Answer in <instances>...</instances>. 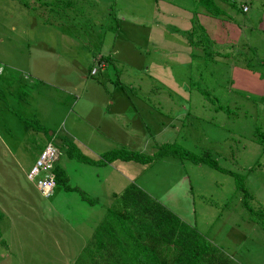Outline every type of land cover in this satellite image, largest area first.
Here are the masks:
<instances>
[{"label":"rangeland","instance_id":"obj_1","mask_svg":"<svg viewBox=\"0 0 264 264\" xmlns=\"http://www.w3.org/2000/svg\"><path fill=\"white\" fill-rule=\"evenodd\" d=\"M197 1L109 3V13L121 11L108 17L111 52L118 54L110 71L92 75L95 48L86 36L72 48L59 38L47 41L38 12L27 8L30 0H0V264H106L105 254L87 247L131 184L177 216L188 241L198 233L217 248L213 261L203 264H264V221L247 208L264 212V0H215L223 12L218 16ZM79 11L84 30L96 10ZM231 19L237 30L226 35L218 25L223 29ZM95 57L108 66L107 57ZM97 86L99 99L130 100L118 108L126 107V121L135 122L142 135L136 141L147 134L158 145L209 150L222 167L244 175L246 194L233 176L190 160L134 161L129 171L122 158L103 162L108 152L131 149L93 132H108L96 118L102 106L91 112ZM170 98L175 103L167 113ZM167 122L178 132H161ZM148 137L147 152H137L157 150ZM50 140L63 173L46 198L27 176Z\"/></svg>","mask_w":264,"mask_h":264},{"label":"trees","instance_id":"obj_2","mask_svg":"<svg viewBox=\"0 0 264 264\" xmlns=\"http://www.w3.org/2000/svg\"><path fill=\"white\" fill-rule=\"evenodd\" d=\"M198 5L214 16L223 12L215 0H199ZM262 135L259 139L263 140ZM74 155V154H73ZM171 156L179 160H190L196 164H205L235 178L237 190L246 194L244 175L222 167L211 152L195 153L176 143L158 145L153 154H144L124 148L106 154V160L113 157L132 160L144 165L152 164L164 157ZM84 159V158H82ZM56 180L62 169L55 166ZM247 203V200L245 201ZM254 220L264 221V212L258 213L250 205ZM187 231L181 220L151 198L135 184H131L122 193L120 200L109 208L103 224L96 232L99 244H89L88 252L95 246V254L104 257L106 264H203L212 262L219 251L214 246L201 240L197 233L188 241ZM114 244H100L103 239ZM87 252V253H88ZM81 261V260H80ZM232 264V263H229Z\"/></svg>","mask_w":264,"mask_h":264},{"label":"crops","instance_id":"obj_3","mask_svg":"<svg viewBox=\"0 0 264 264\" xmlns=\"http://www.w3.org/2000/svg\"><path fill=\"white\" fill-rule=\"evenodd\" d=\"M31 1V6L27 7L28 9H33L38 12V17H40V21H42V24L44 27L41 28V33L43 32V36L47 41H50L52 39H57L59 38V41L66 46L67 48H72L73 47V42L74 39H77L79 35H84L86 36L88 43H92L93 47L95 50L93 51L92 57L93 60L96 59L95 55L107 57V60H109L108 66L105 67V73L110 71L112 67V61L114 58H112V54L117 55L118 51L114 50L111 52L112 47L111 46V20L109 21L108 17H114L118 14V12H121L119 8L117 7L116 9V15L115 13H109V3H113L114 0H30ZM198 2V1H197ZM197 4V3H196ZM198 5V4H197ZM248 6V5H247ZM249 7V6H248ZM68 8H71V13L67 11ZM82 9H88V10H96L95 13L92 15V12L89 14V17H91V23L86 22L85 29L82 30L83 28L80 26L78 27L81 22L79 21V10ZM100 9H107L108 11L103 14ZM74 10V11H73ZM243 11V10H242ZM249 11V9H248ZM246 11V12H248ZM245 12V11H243ZM245 12V13H246ZM78 16V20L76 19ZM92 17L97 19L96 21H92ZM104 17V21H98V19ZM233 20L231 19L227 26L222 29V26L224 24H219V28L222 33L228 35L231 34V31L237 30V27L235 23L232 22ZM37 22V21H36ZM227 22V21H226ZM35 22L29 23V26H31ZM221 23V22H220ZM222 25V26H221ZM51 35H54V37H51ZM117 33H115L114 37H117ZM231 39V37H230ZM67 44V45H66ZM95 58V59H94ZM104 58V57H103ZM112 59V61H111ZM95 65V64H94ZM93 66V65H92ZM101 70V71H103ZM99 73V72H98ZM97 73V74H98ZM95 74V75H97ZM93 75V74H92ZM98 90H95L96 93H94V96L92 97V102H91V109H92V115L94 114V109L97 108L98 106H102L96 111V118H99L100 120H104L100 123L102 129L108 130V132L101 133L99 130L93 132H98V135H101L102 138L106 137V139L110 142L109 144L112 146H118L120 147H125L129 149H133L134 151H142L143 149V142L146 136H150L154 140V144H157V141L155 140V137L152 135H147L141 139L142 143H140V139L136 141V138L138 136H142L141 134L138 133V129L136 127V124L132 122L126 121L125 117V111L126 107H121L118 108V106H124L131 104L130 100H127L128 98L125 97L126 100H118L121 97H106L105 99H99V89L100 86H97ZM140 88L139 86L136 85L135 87ZM124 99V98H123ZM171 100H168L170 102L169 104L171 105L170 108L163 109L167 113L172 111V107L174 105V101L172 98ZM159 101L154 99V102L152 103L154 106L158 104ZM168 102H165V104H168ZM172 102V103H171ZM135 104H139V102H134ZM114 105H116V108H112ZM111 108V109H110ZM157 110H159L156 107ZM138 113V109H137ZM188 116H190V112L188 111ZM139 115V114H138ZM87 118V116H85ZM103 125V126H102ZM105 126V127H104ZM145 129H148L147 125H144ZM168 127L170 129H175V132L177 131L178 127L175 126V123L173 122H167L163 126L161 132H171L168 131ZM172 130V131H173ZM178 132V131H177ZM76 136H78L76 134ZM109 137V138H108ZM118 137H124L123 140L118 141V140H113L112 138L116 139ZM148 137L147 139L149 140ZM96 139V137H94ZM100 138V137H98ZM98 138L96 140H98ZM84 143L83 141H81ZM171 143L169 141H165L164 143ZM45 147V146H44ZM150 148V147H149ZM96 151V149H94ZM142 152H147L146 150ZM149 152L151 154V150L149 149ZM172 158H165L162 161L163 162H168ZM125 165H127L128 171L131 169H136L135 165H137L136 162L132 160H123ZM104 165H110L109 163H99V166H104ZM140 165H142L140 163ZM144 165V164H143ZM94 166V165H93ZM105 166V167H106ZM113 167V166H112ZM114 168V167H113ZM88 174L89 177H93L91 172H84V175ZM124 177H127L125 174L122 173ZM94 197V196H93ZM97 232V231H96ZM95 235V232H93ZM108 241L106 238L102 240V242ZM87 242V240H86ZM90 244H97L98 241L96 240H91L89 242Z\"/></svg>","mask_w":264,"mask_h":264},{"label":"built area","instance_id":"obj_4","mask_svg":"<svg viewBox=\"0 0 264 264\" xmlns=\"http://www.w3.org/2000/svg\"><path fill=\"white\" fill-rule=\"evenodd\" d=\"M232 3H236V0H229ZM247 5L242 6L243 11H248ZM106 61L101 57L95 59V65L91 69V74L95 75L101 70L105 69ZM59 151L53 141H49L46 146L40 152L33 167L28 172V179L34 183L40 193L48 198L53 195L55 188L57 187V180L55 174V166Z\"/></svg>","mask_w":264,"mask_h":264}]
</instances>
